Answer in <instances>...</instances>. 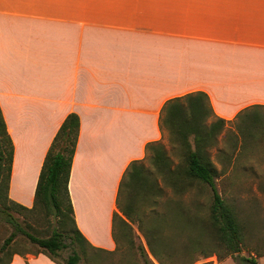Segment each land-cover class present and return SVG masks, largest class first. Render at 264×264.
Segmentation results:
<instances>
[{
	"label": "crops",
	"instance_id": "crops-1",
	"mask_svg": "<svg viewBox=\"0 0 264 264\" xmlns=\"http://www.w3.org/2000/svg\"><path fill=\"white\" fill-rule=\"evenodd\" d=\"M195 92L226 122L264 106V0H0L8 197L33 206L50 144L76 114L68 191L94 248H116L119 184L163 140V106ZM10 264L56 263L26 254Z\"/></svg>",
	"mask_w": 264,
	"mask_h": 264
},
{
	"label": "trees",
	"instance_id": "trees-1",
	"mask_svg": "<svg viewBox=\"0 0 264 264\" xmlns=\"http://www.w3.org/2000/svg\"><path fill=\"white\" fill-rule=\"evenodd\" d=\"M263 108L264 106H252L237 114L234 121L226 122L214 116L208 97L203 92L186 94L166 102L161 112L160 128L162 133H167L169 143L179 155V161L174 166L163 145L153 143L146 146L143 159H147L150 169L142 163L143 160L132 162L128 166L117 193L116 203L120 215L113 216L114 237L116 233L126 237L129 223H138L139 230L147 239L151 255L159 264H164L158 250L166 247L161 246L163 243L160 238L154 239L159 232L160 217L157 218L154 214L144 223L141 207L156 204L164 188H170L176 194L191 190H197L198 193L207 191L209 199L204 212L215 248H210L199 240L192 245L191 251L200 249L204 258L215 254L219 261L238 255L245 247L246 226L240 220L236 206L225 199L218 188L219 179H226L232 164L220 153L221 168L218 170L210 158L209 150L217 145L227 124L233 122L236 132L229 137L233 151H240L247 143L264 144V115L259 112ZM79 126V117L73 113L60 125L45 155L33 206L26 208L8 197L13 144L0 111V220L13 228L0 244V264H10L14 255L26 254H43L56 264H79L81 260H87V250L104 252L89 245L78 231L73 218L68 182ZM25 213L47 222L48 227L43 235L31 234L21 227L17 216ZM174 216L178 217V214L175 213ZM186 219L194 229L196 217ZM18 235L36 249L30 252L14 250ZM65 249H69L70 254L59 262L57 258ZM138 254L143 264H154L142 246L138 247ZM240 261L242 264H259L251 256L240 257ZM195 262L196 260H192L190 264Z\"/></svg>",
	"mask_w": 264,
	"mask_h": 264
},
{
	"label": "rangeland",
	"instance_id": "rangeland-1",
	"mask_svg": "<svg viewBox=\"0 0 264 264\" xmlns=\"http://www.w3.org/2000/svg\"><path fill=\"white\" fill-rule=\"evenodd\" d=\"M259 112L264 115V108ZM235 132L234 122L227 124L218 138L217 145L209 150V155L218 170L221 168L220 153L230 160V165L232 164L226 179H219L218 188L222 196L236 206L239 218L246 226L245 247L238 255L229 256L220 261L215 254L204 258L203 251L200 249L191 251L192 245L199 240L203 244H208L210 248H215L212 245L213 237L204 212L208 204V192L198 193L197 190H191L184 194H176L172 189L164 188L156 204L141 207L144 223L148 222L154 214L157 218L160 217L158 218L159 232L154 239L160 238L163 243L161 246L166 247L164 250L160 248L158 250L164 264H190L192 260H196L193 264H242L240 257L247 256L254 257L259 264H264V186L262 185L264 184V144L247 143L240 151L235 152L229 141V137ZM159 143L163 145L175 166L179 161V155L169 143L167 133H163V140ZM142 163L150 169L147 159ZM159 184L162 187V184ZM175 213L178 217L174 216ZM187 217H196L194 229L187 221ZM17 218L21 222V227L34 235H43L45 228L48 227L45 220L30 213ZM161 218H163L162 221ZM129 226L126 237H122L119 233L115 234L114 251L87 250V260H81L79 264H143L138 254L140 246L144 248L148 258L154 264H159L151 255L147 239L139 230L138 223H129ZM12 231L13 228L9 224L0 220V244ZM13 249L18 252H30L36 248L18 235ZM69 254L70 250L65 249L59 254L57 260L62 262Z\"/></svg>",
	"mask_w": 264,
	"mask_h": 264
}]
</instances>
